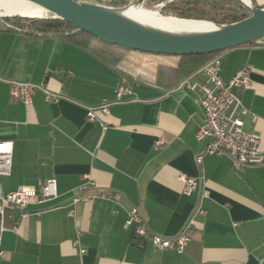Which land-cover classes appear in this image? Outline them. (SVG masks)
Instances as JSON below:
<instances>
[{
  "label": "crops",
  "instance_id": "obj_1",
  "mask_svg": "<svg viewBox=\"0 0 264 264\" xmlns=\"http://www.w3.org/2000/svg\"><path fill=\"white\" fill-rule=\"evenodd\" d=\"M255 2L264 7V0ZM90 47L0 28V140L14 145L11 174L0 181L10 191L55 177L59 193L30 202L25 218L13 211L7 225L19 228L1 233L0 264H264V163L236 171L228 157L211 154L196 163L207 142L196 139L205 116L200 94L181 82L203 79L206 58L97 41ZM219 55L225 82L252 66L251 86L235 91L258 115L254 122L246 116L245 128L260 134L264 151V44ZM12 79L59 96L47 101L39 88L26 104L12 98ZM121 86L128 91L119 94ZM105 103L110 112L88 120V106ZM180 173L202 174L209 196L184 194ZM84 174L95 182L91 192L122 196L80 202L70 215ZM132 206L154 233L174 236L190 222L185 250H160L150 241L138 246L125 223Z\"/></svg>",
  "mask_w": 264,
  "mask_h": 264
},
{
  "label": "built area",
  "instance_id": "obj_2",
  "mask_svg": "<svg viewBox=\"0 0 264 264\" xmlns=\"http://www.w3.org/2000/svg\"><path fill=\"white\" fill-rule=\"evenodd\" d=\"M165 5L164 1L156 4L159 7H164ZM221 68L222 59L218 55L204 64L199 70L203 79L191 80L186 78L181 82V87L200 94V102L205 116L204 124L196 133L198 141H207L204 152L196 156L198 166L202 165L205 154H211L228 157L232 162L233 168L236 171H241L247 166L264 163V151L260 148V134L250 132L245 128V117L250 116L254 122L257 120L258 115L250 112L235 91L237 88H248L251 86L252 66L247 64L238 70L227 82L221 76ZM9 86L12 98L20 99L26 104H32L33 97L39 88L44 90L47 101H55L59 96L43 85L31 81L12 79L9 80ZM126 91L128 89L123 86L119 88V94ZM98 111L108 114L110 112L109 104L88 106V120H98ZM163 142L164 140L161 138L156 143L157 145H162ZM13 149L12 140H0V177L11 174ZM84 178L86 180L77 187L76 192L71 197L73 207L69 210L70 215H73L74 206L80 202L90 203L99 197L116 201L122 196L120 192H91L90 187L94 186L95 182L90 178L89 174H84ZM178 178L184 183V194L190 195L195 191L201 190L202 196H209V190L203 187L202 174L191 176L186 173H180ZM58 196L55 177H48L39 180L36 185H24L10 191H5L0 181V235L9 228L14 230L19 228L17 223L12 226L7 225V220L13 217L14 210L19 211L21 218H25L28 215L26 208L30 202L33 200H51ZM196 211L197 213H204L202 208H198ZM125 223L127 226L132 227L133 239L140 247H144L146 242L150 241L160 250L183 252L191 239L187 233L190 222L174 236L154 233L136 206H132L127 211ZM78 235H80V232ZM74 243H80L79 236L74 240ZM80 251L84 253L86 249L82 247ZM0 255H4L2 249H0Z\"/></svg>",
  "mask_w": 264,
  "mask_h": 264
},
{
  "label": "water",
  "instance_id": "obj_3",
  "mask_svg": "<svg viewBox=\"0 0 264 264\" xmlns=\"http://www.w3.org/2000/svg\"><path fill=\"white\" fill-rule=\"evenodd\" d=\"M28 1L44 8L48 14L64 19L106 42L144 52L201 54L233 48L255 40L264 42V7L257 6L254 0H242L253 12L246 18L231 23L209 21L215 24V27L204 31L186 32L150 26L123 12L131 5L142 6L145 0H134L124 7H110L85 0ZM171 18L186 21L204 20L175 16ZM62 75L63 72L57 73V76Z\"/></svg>",
  "mask_w": 264,
  "mask_h": 264
},
{
  "label": "trees",
  "instance_id": "obj_4",
  "mask_svg": "<svg viewBox=\"0 0 264 264\" xmlns=\"http://www.w3.org/2000/svg\"><path fill=\"white\" fill-rule=\"evenodd\" d=\"M85 1H92L96 3H100L106 6L110 7H124L129 5L134 0H85ZM198 3H204V4H210L214 8H220V9H227L230 11V14H227L220 18H211L210 21L214 23H231L238 20H241L243 18H246L250 16L253 12L252 9L245 3H227L223 4L220 2V0H197ZM194 0V2H197ZM255 1V0H254ZM155 2H158L156 0ZM144 4V3H143ZM193 4V0H189L185 2L186 7L184 9L175 7L174 10L177 11V17H184V18H197L193 15V9L190 8ZM261 7V6H259ZM170 16V15H169ZM14 18L26 20L25 23L20 24L19 27H14L9 25V18L8 17H0V28L5 30H11V31H22L26 34L32 35V36H43V37H58L62 39H66L68 41H71L79 46L82 47H90V43L92 41L101 42L113 47L120 48L124 51L131 50L128 47L113 44L106 42L102 40L101 38H98L94 36L93 34L82 30L75 25L71 24L70 22L65 21L64 19L58 18L54 16L53 14H48L47 17H23V16H14ZM201 18H205L202 14ZM198 18V19H201ZM259 43V40H255L253 42L247 43V44H254ZM264 44V42L262 43ZM225 50H219L214 52H207V53H201V54H184L183 57L188 56H204L206 58L205 64L212 60L214 57L218 56L220 53L226 51Z\"/></svg>",
  "mask_w": 264,
  "mask_h": 264
},
{
  "label": "bare ground",
  "instance_id": "obj_5",
  "mask_svg": "<svg viewBox=\"0 0 264 264\" xmlns=\"http://www.w3.org/2000/svg\"><path fill=\"white\" fill-rule=\"evenodd\" d=\"M123 12L128 16L147 25L171 31H204L215 27V24L209 22L208 20H178L175 18H171L172 16L163 15L157 10L147 9L142 6L131 5ZM47 14L48 13L44 8L33 4L28 0H0V16L43 17Z\"/></svg>",
  "mask_w": 264,
  "mask_h": 264
},
{
  "label": "rangeland",
  "instance_id": "obj_6",
  "mask_svg": "<svg viewBox=\"0 0 264 264\" xmlns=\"http://www.w3.org/2000/svg\"><path fill=\"white\" fill-rule=\"evenodd\" d=\"M156 0H148L146 3H144L142 5V7L147 8V9H153V10H157L159 11L161 14L163 15H170V16H175L177 17V13H178V9L177 11L174 10L175 7L184 9L186 7L185 2L189 1V0H173V1H169V0H158V2L160 1H164L165 2V6L164 7H159L156 6L157 2H155ZM197 1V0H196ZM242 0H220V2H222L223 4H227L229 3H241ZM243 2V1H242ZM193 9V15L197 18H201L202 14L205 17V20H209L210 18H220L223 17L227 14H230V11H228L227 9H220V8H214L212 7L210 4H204V3H198L194 2L193 0V4L190 7ZM1 17V16H0ZM9 18V25L10 26H14V27H19L20 24L25 23L26 20H21V19H17L13 17H8ZM203 19V18H201ZM210 21V20H209Z\"/></svg>",
  "mask_w": 264,
  "mask_h": 264
},
{
  "label": "flooded vegetation",
  "instance_id": "obj_7",
  "mask_svg": "<svg viewBox=\"0 0 264 264\" xmlns=\"http://www.w3.org/2000/svg\"><path fill=\"white\" fill-rule=\"evenodd\" d=\"M148 0H145L144 3H146Z\"/></svg>",
  "mask_w": 264,
  "mask_h": 264
}]
</instances>
